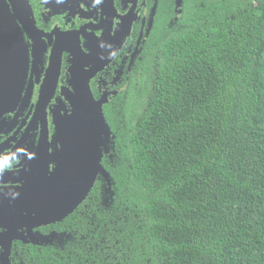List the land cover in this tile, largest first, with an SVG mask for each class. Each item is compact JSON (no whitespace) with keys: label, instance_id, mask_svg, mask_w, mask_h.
<instances>
[{"label":"trees","instance_id":"obj_1","mask_svg":"<svg viewBox=\"0 0 264 264\" xmlns=\"http://www.w3.org/2000/svg\"><path fill=\"white\" fill-rule=\"evenodd\" d=\"M165 34L108 114L110 184L10 264H264V0H192Z\"/></svg>","mask_w":264,"mask_h":264},{"label":"flooded vegetation","instance_id":"obj_2","mask_svg":"<svg viewBox=\"0 0 264 264\" xmlns=\"http://www.w3.org/2000/svg\"><path fill=\"white\" fill-rule=\"evenodd\" d=\"M190 1L0 0L3 18L8 21L4 27L12 32L14 24L19 27L27 50L21 71L5 74L10 75V81L16 79L17 84L13 103L3 106L7 108L0 113V153L8 154L23 148L28 154H34V158L29 159L21 153L19 163L0 181V222H4L3 214H7L5 221L10 226L12 221L18 224L16 232L11 234V248L18 240L48 242L55 236L51 235L55 233V224L64 220L49 224L30 221L27 215L35 190L25 183L38 181L37 198H41L50 192L46 185L54 178L59 155L62 153L65 163L71 159L70 154L62 152V145L57 140L54 118L71 113V101L76 95L74 86L91 74L90 88L94 98L103 102L107 123L110 125L109 113L121 117L125 103L131 101V89L141 88L146 83L151 65L155 70L157 68L154 57L158 52V39L182 24L185 7ZM56 46L62 49V59L56 87L47 105L50 144L46 161V154L42 157L41 152L43 117L38 113L37 103L41 89L49 79ZM11 51H14L13 41ZM75 55H79L78 73L72 70L74 60L78 59ZM151 60L154 63H150ZM4 89L7 93L9 86L4 85ZM45 133L46 130L44 136ZM107 147L103 150L102 163L105 157H112L111 144ZM35 164L38 167L36 176L27 177L28 172H25L19 177L16 173ZM12 179L17 182H11ZM12 192L18 196L12 198ZM4 226L0 224V234L7 231ZM3 252L4 247L0 244V256Z\"/></svg>","mask_w":264,"mask_h":264},{"label":"water","instance_id":"obj_3","mask_svg":"<svg viewBox=\"0 0 264 264\" xmlns=\"http://www.w3.org/2000/svg\"><path fill=\"white\" fill-rule=\"evenodd\" d=\"M6 7L9 10V7ZM6 23L8 21L3 18L0 9V113L7 108L3 106L13 103L12 99L16 97L14 86L17 84V80L10 81V75L7 77L5 74L11 71H21V64L25 65L27 58L26 45L19 27L14 24L12 32L4 27ZM12 41L13 52L11 51ZM75 58L78 59L74 60L72 70L78 73L76 65L79 55H75ZM61 59L62 49L56 46L52 53L49 79L42 87L37 103L38 113L43 117L42 127L44 129L41 152L42 157L46 154V161H48L47 151H49L50 144L47 132V105L56 87ZM15 75L19 78L18 74ZM90 76L74 86L76 95L73 98L74 101H71V113L54 118L57 140L62 145V152L65 151V155L70 154L71 159L65 163L62 153L59 155V165L54 178L50 180L49 185H46L50 192L41 198H37L38 181L33 180L25 183L26 186L29 184L28 187L35 190V195L30 196V212L27 215V218L30 221L32 220L33 223H35V220L40 224L54 223L70 215L87 198L100 174L110 184V175L102 163V157L103 150L108 149L107 146L112 142L114 134L106 121L103 102L96 100L93 96L89 84ZM4 85L9 86L7 93H5ZM44 130H46V136H44ZM36 168L38 167L35 164L27 168L26 171L22 169L16 173H19V177H21L23 173L28 172L26 176L33 177L38 173L35 170ZM11 182H17V180L12 179ZM7 216V214H3L5 226L3 225L4 222H0L7 229V231L0 234V244L4 247L3 255L0 256V264H10L13 241L11 234L16 232L15 229L18 225H15L12 221L10 226L5 221ZM51 235L54 236L55 233Z\"/></svg>","mask_w":264,"mask_h":264},{"label":"clouds","instance_id":"obj_4","mask_svg":"<svg viewBox=\"0 0 264 264\" xmlns=\"http://www.w3.org/2000/svg\"><path fill=\"white\" fill-rule=\"evenodd\" d=\"M21 153L26 154L29 159L34 158V154H28L23 148H19L8 154L0 153V181H3V177L6 172L12 171L19 163ZM11 195L12 198H15V196H18V193L12 192Z\"/></svg>","mask_w":264,"mask_h":264}]
</instances>
